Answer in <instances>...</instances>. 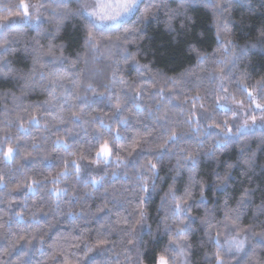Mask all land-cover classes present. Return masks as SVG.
I'll use <instances>...</instances> for the list:
<instances>
[{
  "label": "trees",
  "instance_id": "1",
  "mask_svg": "<svg viewBox=\"0 0 264 264\" xmlns=\"http://www.w3.org/2000/svg\"><path fill=\"white\" fill-rule=\"evenodd\" d=\"M36 1L0 31V264H264V127L227 105L264 114V0H140L96 48L81 0L0 20Z\"/></svg>",
  "mask_w": 264,
  "mask_h": 264
},
{
  "label": "snow or ice",
  "instance_id": "2",
  "mask_svg": "<svg viewBox=\"0 0 264 264\" xmlns=\"http://www.w3.org/2000/svg\"><path fill=\"white\" fill-rule=\"evenodd\" d=\"M138 3H139V0H82L81 6L79 9V14L82 15L84 18H86L91 25V28L88 29V43L93 48L98 47L96 36L93 34L92 29L107 31L108 25L119 23V22L123 21L125 19V17L129 16L131 13H133L135 10H137ZM32 7L38 11L40 5L37 3V4L33 5ZM22 8H23L24 18L31 19L32 17L29 15V12H28V5L23 4ZM36 19H39V16H37ZM218 35H219V33H218ZM221 42L224 43L225 51H227L228 50V44L231 43V40L227 39V32H226L225 37L222 38ZM49 55H51V54L49 53ZM203 58L204 57H201V59H203ZM221 62H223V61H221ZM36 63L38 64L39 61H36ZM41 67H43V65H41ZM0 74L8 75V73H4L2 71V69H0ZM39 75L43 78L44 73L40 72ZM30 78L31 77H29V79ZM89 87H91V85H89ZM245 90L247 91L246 86H245ZM53 91H54V89H53ZM249 95L250 96L252 95L250 91H249ZM48 103H52V101H48ZM237 103L242 104L243 102L237 101ZM256 106L260 107L259 104H257ZM253 120H255L254 117H253ZM228 131H230V129ZM8 151H9V155H11L12 149L9 148ZM109 155H110V149H109L107 143H105V145L102 146L100 151L97 153V157H98V159L100 157L107 158ZM188 159L192 162L193 165H195L196 161H195L194 157L190 156V157H188ZM246 163H248V162L246 161ZM150 168L152 170H155L156 165L150 164ZM143 191L144 192L148 191V187H147L146 183L143 187ZM188 195H190V193H188ZM171 196H172V200L174 203V212L177 214L182 213L185 210V207H187L184 204V201L182 199H178L174 192L171 193ZM182 205H184V207H182ZM143 215H144V213L142 211L141 216H143ZM226 219L229 220L232 224H235V221L231 220V217L228 216L227 213H226ZM184 233H185V228H177V234L179 236H183ZM219 236H220V233L218 232L216 234V242L217 243H219ZM176 244L179 247L180 255L185 256L186 253L184 251V247L180 245V241H176ZM228 244L230 245L229 250H231V247H234L236 249V251L239 252V251H242L244 248V241L237 239L236 237H233L230 240H228ZM217 257H218V264H222V261L219 258V253H217ZM176 259H177V257L175 255H173L172 260L175 261ZM158 264H170L168 257L165 255H161L158 259Z\"/></svg>",
  "mask_w": 264,
  "mask_h": 264
},
{
  "label": "rangeland",
  "instance_id": "3",
  "mask_svg": "<svg viewBox=\"0 0 264 264\" xmlns=\"http://www.w3.org/2000/svg\"><path fill=\"white\" fill-rule=\"evenodd\" d=\"M139 2H140V0H139ZM37 3L40 5V2H37V1L36 2H28V3L24 2L23 3V4L28 5V12H29V15L32 17L31 19L24 18L23 8H22V12L20 14L13 16L9 19L0 20V31L6 29L8 27L16 26V25L21 24V23L40 21L42 19L41 5H40L38 11L32 7L33 5H35ZM37 16H39V19H36ZM115 24H117V23H115ZM115 24H110L107 27H111ZM257 104H259L260 107H257L256 106ZM227 105L234 112V116H235V119H234V127L235 128L234 129L237 132L264 127V114L262 113L263 106L261 103L255 101L251 106H245V105L240 104V103L229 102V103H227ZM253 117L255 118V120H253ZM231 129H232V127H231ZM101 158L107 161L109 159V156L107 158H104V157H101ZM91 178H93L92 179L93 181L97 182L96 180H94V179H97V177L92 176Z\"/></svg>",
  "mask_w": 264,
  "mask_h": 264
}]
</instances>
